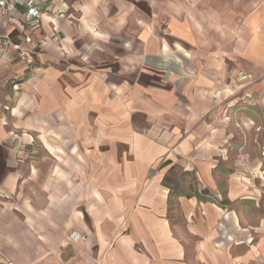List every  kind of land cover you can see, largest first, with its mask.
<instances>
[{
	"label": "crops",
	"instance_id": "obj_1",
	"mask_svg": "<svg viewBox=\"0 0 264 264\" xmlns=\"http://www.w3.org/2000/svg\"><path fill=\"white\" fill-rule=\"evenodd\" d=\"M37 1L0 18V264H264L261 159L230 140L264 121V0ZM28 31L32 67L4 40ZM178 161L208 194L174 223Z\"/></svg>",
	"mask_w": 264,
	"mask_h": 264
},
{
	"label": "rangeland",
	"instance_id": "obj_2",
	"mask_svg": "<svg viewBox=\"0 0 264 264\" xmlns=\"http://www.w3.org/2000/svg\"><path fill=\"white\" fill-rule=\"evenodd\" d=\"M222 0H220V6L222 5ZM255 0H251V2H253ZM257 1V0H256ZM243 0H234V4L236 6V10L239 12L238 8L241 9ZM224 6H226V3L223 2ZM222 14L221 16L223 18L226 17V14H224V12L220 13ZM239 16V13H236V21H237V17ZM160 31L162 33H164V29L162 27H160ZM210 42H206L205 44H209ZM215 43H213L214 45ZM165 73L162 72L161 70H153V73L151 74V76H149L150 78L154 79V84L155 85H159V86H163L164 85V75ZM147 75V74H146ZM150 75V74H149ZM144 76V75H143ZM237 95V94H236ZM238 106V105H237ZM241 106V105H239ZM252 114V113H251ZM234 128V130L232 129L233 133H234V137H232L230 140L232 141L233 145L236 144L237 147H240V149L246 147L245 149V154L248 153L249 151H252V153L248 154L249 155V162L251 165H255L256 163V158H260L261 159V165L259 166V169L255 170L253 173H250V176H253L254 179V184L257 187H261V197H260V202H259V206H255L254 208H250V206H245V209L247 211V215L250 218V222L254 223V225H256V221L258 219V215H260V213L262 214L261 210L264 207V155L261 153L263 148L262 146H264V121L262 122H254V121H244L242 122V120H240V118H233L232 124H231ZM232 145V144H231ZM229 147H232V146ZM261 146V148H260ZM254 148H256L257 150H255ZM120 149H122V151L126 150V145H122V147L120 146ZM225 157L228 158V160H230L231 162H234L233 160L235 158H237L236 154L234 153H230L229 154H224ZM238 155V154H237ZM248 155L245 157L248 161ZM245 156V155H244ZM130 157V156H127ZM180 161H178V163L175 165V169L173 171H170L165 179V183H168L170 185L173 184H179V186L182 188H185V190L187 191V186L189 184V177H182L180 178V173L182 172V168L179 164ZM232 164V163H231ZM238 166H240V164L237 163ZM238 175H242V172L239 171L237 172ZM196 178V177H195ZM242 180V178H241ZM196 188H198L196 186ZM208 199H213L214 201L220 203L222 200H220V198L218 196H212L211 198ZM228 205V204H227ZM171 214L173 215V219L172 222L174 223H178L180 221H182V218L180 217V213L178 212V208H177V204H176V199L174 200V204L171 206ZM260 238L261 236L256 235V234H252L251 236V243H258V241L260 242ZM259 239V240H258Z\"/></svg>",
	"mask_w": 264,
	"mask_h": 264
},
{
	"label": "built area",
	"instance_id": "obj_3",
	"mask_svg": "<svg viewBox=\"0 0 264 264\" xmlns=\"http://www.w3.org/2000/svg\"><path fill=\"white\" fill-rule=\"evenodd\" d=\"M16 6H24L25 17L29 28L36 25L41 14V8L37 0H0V18L11 14ZM5 44L9 45L16 58L28 67H32L35 55L40 51L42 43L36 42L28 31L20 39L11 40L4 36ZM7 54V53H6Z\"/></svg>",
	"mask_w": 264,
	"mask_h": 264
},
{
	"label": "trees",
	"instance_id": "obj_4",
	"mask_svg": "<svg viewBox=\"0 0 264 264\" xmlns=\"http://www.w3.org/2000/svg\"><path fill=\"white\" fill-rule=\"evenodd\" d=\"M33 66V64H32ZM169 163V160H166L162 162L161 166L164 164ZM182 177H189V184L187 186V191L185 188H181L179 184H173L170 185L168 183H165V181H162V184L165 185L168 188V197H167V218L168 219H173V215L171 214V206L174 204V200L176 199L177 196H185L187 198L196 196V197H201L202 195H207L208 190L207 189H201L200 191L197 190V181L194 175L193 171H188V170H182L180 173V178ZM228 203L227 200H222L220 202L221 205Z\"/></svg>",
	"mask_w": 264,
	"mask_h": 264
}]
</instances>
